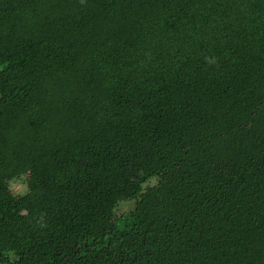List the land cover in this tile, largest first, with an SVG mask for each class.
I'll return each mask as SVG.
<instances>
[{"label":"trees","instance_id":"1","mask_svg":"<svg viewBox=\"0 0 264 264\" xmlns=\"http://www.w3.org/2000/svg\"><path fill=\"white\" fill-rule=\"evenodd\" d=\"M0 264H264V0H0Z\"/></svg>","mask_w":264,"mask_h":264},{"label":"rangeland","instance_id":"2","mask_svg":"<svg viewBox=\"0 0 264 264\" xmlns=\"http://www.w3.org/2000/svg\"><path fill=\"white\" fill-rule=\"evenodd\" d=\"M12 188L14 192L18 194H22L26 191L27 188V180L26 179H21L20 181H14L12 182Z\"/></svg>","mask_w":264,"mask_h":264}]
</instances>
